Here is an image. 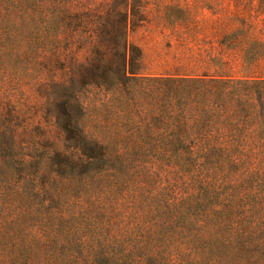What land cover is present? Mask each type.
Here are the masks:
<instances>
[{
    "label": "trees",
    "instance_id": "trees-1",
    "mask_svg": "<svg viewBox=\"0 0 264 264\" xmlns=\"http://www.w3.org/2000/svg\"><path fill=\"white\" fill-rule=\"evenodd\" d=\"M143 7L0 0V264H264V34L144 74Z\"/></svg>",
    "mask_w": 264,
    "mask_h": 264
},
{
    "label": "rangeland",
    "instance_id": "rangeland-1",
    "mask_svg": "<svg viewBox=\"0 0 264 264\" xmlns=\"http://www.w3.org/2000/svg\"><path fill=\"white\" fill-rule=\"evenodd\" d=\"M143 12L129 38L140 48L144 74L241 73L244 29L254 38L264 34V0H144ZM252 67L264 71V59Z\"/></svg>",
    "mask_w": 264,
    "mask_h": 264
}]
</instances>
